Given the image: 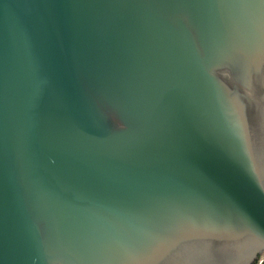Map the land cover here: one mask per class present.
Listing matches in <instances>:
<instances>
[{
  "label": "water",
  "instance_id": "1",
  "mask_svg": "<svg viewBox=\"0 0 264 264\" xmlns=\"http://www.w3.org/2000/svg\"><path fill=\"white\" fill-rule=\"evenodd\" d=\"M264 0H0V264H262Z\"/></svg>",
  "mask_w": 264,
  "mask_h": 264
},
{
  "label": "flooded vegetation",
  "instance_id": "2",
  "mask_svg": "<svg viewBox=\"0 0 264 264\" xmlns=\"http://www.w3.org/2000/svg\"><path fill=\"white\" fill-rule=\"evenodd\" d=\"M254 264H257V263H254Z\"/></svg>",
  "mask_w": 264,
  "mask_h": 264
},
{
  "label": "trees",
  "instance_id": "3",
  "mask_svg": "<svg viewBox=\"0 0 264 264\" xmlns=\"http://www.w3.org/2000/svg\"><path fill=\"white\" fill-rule=\"evenodd\" d=\"M262 264H264V262Z\"/></svg>",
  "mask_w": 264,
  "mask_h": 264
}]
</instances>
